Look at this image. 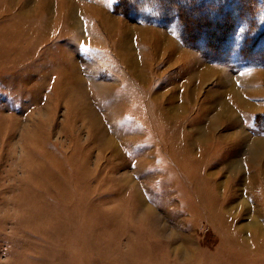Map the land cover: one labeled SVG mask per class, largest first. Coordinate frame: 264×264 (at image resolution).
Instances as JSON below:
<instances>
[{"label":"rangeland","instance_id":"374dc122","mask_svg":"<svg viewBox=\"0 0 264 264\" xmlns=\"http://www.w3.org/2000/svg\"><path fill=\"white\" fill-rule=\"evenodd\" d=\"M190 1L0 0V264H264V0Z\"/></svg>","mask_w":264,"mask_h":264},{"label":"trees","instance_id":"16d2710c","mask_svg":"<svg viewBox=\"0 0 264 264\" xmlns=\"http://www.w3.org/2000/svg\"><path fill=\"white\" fill-rule=\"evenodd\" d=\"M166 1V0H165ZM193 1H190L187 2L186 4H190L192 3ZM140 3V0H135V1H131V0H128V9H133L135 7H137V5ZM159 4V1H157V5Z\"/></svg>","mask_w":264,"mask_h":264},{"label":"bare ground","instance_id":"6f19581e","mask_svg":"<svg viewBox=\"0 0 264 264\" xmlns=\"http://www.w3.org/2000/svg\"><path fill=\"white\" fill-rule=\"evenodd\" d=\"M244 227V226H243ZM246 227V226H245ZM247 228H248V226H247Z\"/></svg>","mask_w":264,"mask_h":264},{"label":"snow or ice","instance_id":"6c2138e0","mask_svg":"<svg viewBox=\"0 0 264 264\" xmlns=\"http://www.w3.org/2000/svg\"><path fill=\"white\" fill-rule=\"evenodd\" d=\"M86 50V49H85Z\"/></svg>","mask_w":264,"mask_h":264}]
</instances>
